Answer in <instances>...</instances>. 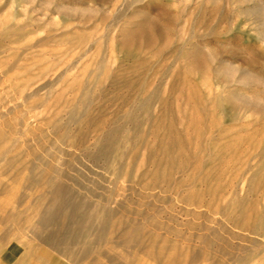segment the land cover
<instances>
[{
	"label": "rangeland",
	"instance_id": "1",
	"mask_svg": "<svg viewBox=\"0 0 264 264\" xmlns=\"http://www.w3.org/2000/svg\"><path fill=\"white\" fill-rule=\"evenodd\" d=\"M0 264H264V0H0Z\"/></svg>",
	"mask_w": 264,
	"mask_h": 264
}]
</instances>
